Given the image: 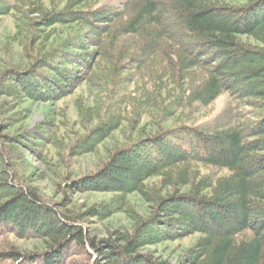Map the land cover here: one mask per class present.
<instances>
[{"label": "trees", "instance_id": "16d2710c", "mask_svg": "<svg viewBox=\"0 0 264 264\" xmlns=\"http://www.w3.org/2000/svg\"><path fill=\"white\" fill-rule=\"evenodd\" d=\"M94 1L66 0L61 9L40 3L35 6L42 20L36 23L25 16L33 10L29 4L0 2V15L19 8L16 28L20 41L27 42L26 65L0 70L1 97L12 103L57 100L88 80L98 82L103 93L99 122L77 137L67 154L93 151L122 122L171 116L178 108L190 112L194 103L208 105L223 92L233 96L237 109L218 125L178 121L114 149L93 173L68 183L71 190L116 193L101 210L91 207L79 214L63 212L20 179L21 156L14 145L44 159L41 147L51 136L40 128L16 135L6 131L9 108L1 100L0 228L41 239L40 264L60 262L70 242L100 253L108 264H172L140 248L195 232L204 236L197 252H189V264H264V0L238 5L229 0H124L118 7L95 6ZM39 23L67 24L71 33L48 50L31 48ZM241 77L248 79L244 85ZM130 81L133 89L128 90ZM113 89L121 91L118 97ZM225 143L229 148L219 150ZM198 166L229 174L205 179ZM152 177L158 180L149 189L145 182ZM133 191L155 206L151 215L132 214L130 232L112 234L100 244L90 239L81 220L109 215ZM226 211L234 213L232 224H224ZM9 257L18 254L0 253V261Z\"/></svg>", "mask_w": 264, "mask_h": 264}, {"label": "rangeland", "instance_id": "374dc122", "mask_svg": "<svg viewBox=\"0 0 264 264\" xmlns=\"http://www.w3.org/2000/svg\"><path fill=\"white\" fill-rule=\"evenodd\" d=\"M19 5L21 0H0ZM31 11L26 13L28 20L40 22L41 14L35 5L41 3L43 8L61 9L66 0H22ZM124 0H95V6L106 5L118 7ZM233 4H243L245 0H229ZM27 3V4H26ZM23 4V5H24ZM25 9L28 7L22 6ZM31 7V8H30ZM21 20L19 8L15 12L0 15V70L8 66H17L22 69L26 65L24 57L26 51L25 41H20L16 26ZM31 48L41 47L40 50H48L49 46L57 40L66 39L71 33L70 25L67 24H41L34 26ZM69 30V31H68ZM83 32V31H82ZM244 42L259 45L251 38H242ZM25 42V43H24ZM235 59H239L237 56ZM238 81L245 84L248 81L241 77ZM133 81L127 85L128 90L133 89ZM118 90V89H117ZM115 97L121 93L115 91ZM100 87L95 80L82 81L72 88L68 93L57 100H33L22 99L18 103L8 102L5 97L0 96V101L5 100L9 111L4 117L8 126L6 131L12 135L26 130L40 128L45 134L51 136V141L42 147L44 159L31 152L28 147L19 143L14 146L18 149L22 165L19 171L20 179L33 188L39 196L48 203L63 212L77 211L83 214L93 207L101 210L103 206L113 201L116 193L93 191V190H71L68 186L72 180L89 175L98 169L114 149L126 142L141 137L145 134L157 132L162 128L171 127L178 121L189 124L206 122L210 126L221 124L226 118L231 117L236 111V102L229 92L219 94L210 104H193V109L182 110L178 108L171 116L161 118L143 115L138 123L131 124L122 122L108 137L102 139L93 151L70 155L68 147L79 136L86 133L99 122L98 114L101 111ZM105 96V92H104ZM123 108V107H122ZM238 109H240L238 107ZM7 118V119H6ZM28 146L29 142H25ZM227 144L220 149L227 150ZM218 150L213 148V152ZM198 173L207 178L216 179L229 174L227 169L198 166ZM158 177L149 178L145 183L149 189L155 188ZM211 181V180H210ZM154 205L146 200L139 192L133 191L127 194L126 203L119 205L117 209L109 212L107 216H85L82 226L86 235L100 244L110 235L121 232H130L133 227L132 214L138 216H149L154 211ZM233 212L226 211L227 219L224 224H232L235 220ZM206 224L210 226L209 220L205 218ZM213 226V225H212ZM204 235L199 232L190 233L175 240H162L153 244H146L140 248L141 252H148L159 260H167L172 264H189L187 256L189 252H197V242ZM98 244V245H99ZM41 239L22 237L16 235L8 227L0 228V253L18 254V257H9L0 261V264H40L39 253L44 250ZM197 246V247H196ZM55 264H108L107 261L94 250L86 246H77L74 242L62 251L61 261Z\"/></svg>", "mask_w": 264, "mask_h": 264}]
</instances>
